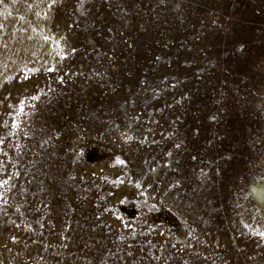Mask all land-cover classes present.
<instances>
[{
	"label": "rangeland",
	"instance_id": "rangeland-1",
	"mask_svg": "<svg viewBox=\"0 0 264 264\" xmlns=\"http://www.w3.org/2000/svg\"><path fill=\"white\" fill-rule=\"evenodd\" d=\"M262 189L264 0H0V264H264Z\"/></svg>",
	"mask_w": 264,
	"mask_h": 264
},
{
	"label": "bare ground",
	"instance_id": "bare-ground-1",
	"mask_svg": "<svg viewBox=\"0 0 264 264\" xmlns=\"http://www.w3.org/2000/svg\"><path fill=\"white\" fill-rule=\"evenodd\" d=\"M261 194H262V199L264 200V190L262 189V191H261ZM261 202H263V201H261ZM264 203V202H263ZM262 203V204H263Z\"/></svg>",
	"mask_w": 264,
	"mask_h": 264
},
{
	"label": "snow or ice",
	"instance_id": "snow-or-ice-1",
	"mask_svg": "<svg viewBox=\"0 0 264 264\" xmlns=\"http://www.w3.org/2000/svg\"><path fill=\"white\" fill-rule=\"evenodd\" d=\"M45 39H47V37H45ZM262 235H264V233H262Z\"/></svg>",
	"mask_w": 264,
	"mask_h": 264
}]
</instances>
